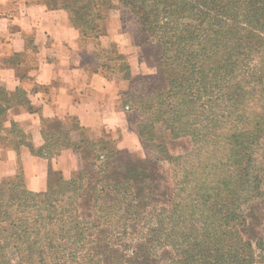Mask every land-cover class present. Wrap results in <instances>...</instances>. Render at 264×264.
<instances>
[{"label": "trees", "instance_id": "16d2710c", "mask_svg": "<svg viewBox=\"0 0 264 264\" xmlns=\"http://www.w3.org/2000/svg\"><path fill=\"white\" fill-rule=\"evenodd\" d=\"M76 3L73 20L83 36L96 35L103 18L115 12L125 33L157 45L159 69L171 68L173 73L161 75L169 88L166 96L155 97L176 123L170 131H190L196 147L204 143L214 148L205 159L213 160L220 152L216 159L224 163L214 167L219 165V174L213 184L199 178L187 192L171 188L157 162L136 159L102 139L82 150L89 162L82 172L51 184L45 193H28L17 175L0 183V264H14L10 251L16 264H115L121 238H134L140 229L141 245L150 255H136L128 260L132 264H254L239 207L253 188L247 184L252 148L264 139V87L256 90L264 83V0ZM255 56L259 62L250 68ZM130 81L124 97L129 109L135 86ZM199 93L207 97L202 106L190 99ZM250 101L260 109L250 111ZM145 127L135 130L139 140ZM85 189L92 206L79 212V194ZM164 202L168 206H155ZM146 212L150 215L139 228Z\"/></svg>", "mask_w": 264, "mask_h": 264}, {"label": "crops", "instance_id": "0c3cea01", "mask_svg": "<svg viewBox=\"0 0 264 264\" xmlns=\"http://www.w3.org/2000/svg\"><path fill=\"white\" fill-rule=\"evenodd\" d=\"M76 4L0 0V183L20 175L31 194L77 176L102 139L130 154L140 144L124 105L144 69L130 36L115 12L83 36Z\"/></svg>", "mask_w": 264, "mask_h": 264}, {"label": "rangeland", "instance_id": "374dc122", "mask_svg": "<svg viewBox=\"0 0 264 264\" xmlns=\"http://www.w3.org/2000/svg\"><path fill=\"white\" fill-rule=\"evenodd\" d=\"M242 3V2H241ZM244 8L245 4L242 3ZM245 9V8H244ZM222 21H225L222 18ZM245 24V23H244ZM246 25V24H245ZM245 27V26H244ZM246 27H248L246 25ZM132 42V48L136 56L139 57L143 66L142 74L132 77L134 81V100L133 107L130 109V123L132 129L135 131L138 126L145 125L144 129H140L141 139L139 140V148L137 153L133 154L136 159H143L149 162H157L161 167L163 173L167 177V184L171 185V188L177 187L179 190L186 189L187 192L193 191L194 186L199 178L205 179L208 184H213L217 180V169L214 168L218 163L223 164L224 160L217 161L216 158L222 155L220 152L214 155L213 160L205 159V153L208 151L212 153L213 147H206L207 144L203 143V148L195 146L193 143V137L190 135V131L187 133L184 131H170V125L176 126V123L170 121V115L159 107L155 97L165 94L168 91L169 86L162 81V74L164 77L173 75L171 68L159 69L158 63L161 62L159 59L158 47L153 43L151 39L144 43L141 36L129 35ZM258 59L255 56L249 63V67L252 68L258 63ZM194 83V80H192ZM196 86V83H194ZM264 87V83L258 86L256 90H261ZM195 88V87H193ZM194 94V92H192ZM213 94H216L213 91ZM197 95V94H196ZM197 97V98H196ZM190 97L193 102L201 106L207 97L199 93L198 96ZM135 104V106H134ZM251 106L250 111L253 109L258 111L260 105L249 102L248 107ZM253 107V108H252ZM170 110V109H169ZM156 112L162 113L156 118L151 117L156 115ZM171 113V111H170ZM163 115V116H162ZM206 113L199 117V120H203ZM194 116L191 117V120ZM168 126V127H167ZM226 130V129H225ZM252 148L251 166L247 179V184L252 185L250 195L244 205L239 207V212L246 218L247 221V232L245 237L249 238L252 242L253 251L255 255L254 264H264V139L256 143ZM205 149L203 152L202 149ZM221 150V149H218ZM192 154L190 160L187 161L185 156ZM213 155V154H210ZM184 157L181 160L175 161L176 158ZM193 165V166H192ZM174 175L175 182L171 183V177ZM246 182V181H245ZM183 194V193H182ZM92 197L88 190H82L78 198V211L85 212L91 209ZM157 208L166 207L168 203L157 204ZM152 207V206H151ZM146 211H150L146 209ZM149 212L145 215L142 214L141 218L149 216ZM144 223L142 222L139 226L141 228ZM143 233L141 229L137 236L134 238H121V248L119 249L118 255L115 257V264H132L128 260L134 258L136 255H142L148 257L149 251L146 246L141 245ZM121 237V236H120ZM136 240L139 242L136 244ZM130 246L128 249L124 248V245ZM134 248H137L134 249ZM140 246V248H138ZM10 256L14 264L17 263V257L14 252L10 251ZM113 262V263H114Z\"/></svg>", "mask_w": 264, "mask_h": 264}]
</instances>
